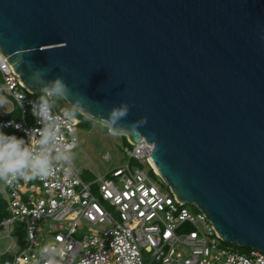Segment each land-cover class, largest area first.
I'll return each instance as SVG.
<instances>
[{
  "label": "water",
  "instance_id": "1",
  "mask_svg": "<svg viewBox=\"0 0 264 264\" xmlns=\"http://www.w3.org/2000/svg\"><path fill=\"white\" fill-rule=\"evenodd\" d=\"M0 53L33 96L59 79L89 121L146 140L177 202L264 253V0H0Z\"/></svg>",
  "mask_w": 264,
  "mask_h": 264
},
{
  "label": "built area",
  "instance_id": "2",
  "mask_svg": "<svg viewBox=\"0 0 264 264\" xmlns=\"http://www.w3.org/2000/svg\"><path fill=\"white\" fill-rule=\"evenodd\" d=\"M0 76V125H8L2 130L27 141L26 133L35 135L42 127L33 115L38 102L1 53ZM46 97L51 105L55 96ZM51 111L58 143L67 144L72 156L80 120L65 119L66 110ZM132 146L126 155L156 174L149 159L153 146L146 140ZM104 159L112 161L109 154ZM81 175L71 159L52 176L0 180L9 215L0 224L5 233L0 239L10 240L0 264H45L49 256L56 264H145V256L152 259L149 264H264L260 251L244 254L225 246L204 213L190 212L141 170L115 168L91 184ZM45 248L48 256L42 257Z\"/></svg>",
  "mask_w": 264,
  "mask_h": 264
},
{
  "label": "clouds",
  "instance_id": "3",
  "mask_svg": "<svg viewBox=\"0 0 264 264\" xmlns=\"http://www.w3.org/2000/svg\"><path fill=\"white\" fill-rule=\"evenodd\" d=\"M44 93L45 96H41L38 104L33 107V115L41 121L42 127L35 135L26 133L27 141L24 137L5 133L2 128L8 125H0V180L6 183H11L17 177L27 180L52 176L59 168L71 163V150L67 144L58 143L59 133L56 131L55 117L48 99L45 98H62L67 95V88L57 79L50 88L44 89ZM126 112V107L113 112L112 119L124 116ZM71 116L72 112L69 111L65 119ZM101 123L108 124L107 121ZM48 252V248L43 249L41 256H48ZM45 264H56V261L49 256Z\"/></svg>",
  "mask_w": 264,
  "mask_h": 264
},
{
  "label": "rangeland",
  "instance_id": "4",
  "mask_svg": "<svg viewBox=\"0 0 264 264\" xmlns=\"http://www.w3.org/2000/svg\"><path fill=\"white\" fill-rule=\"evenodd\" d=\"M2 78L0 76V85ZM41 96L45 93L37 94L32 98L39 102ZM47 98V97H45ZM51 107L54 112L60 113L63 110L71 111L72 116L80 120L81 124L76 127L79 138V145L72 153V161L74 165L82 172L81 179L84 183L91 184L98 177L104 176L107 172L129 165L132 172L136 170L143 171L148 178L164 193L170 192L168 186L151 170L148 164L138 160L130 159L125 148L133 149V146H127L123 136H118L109 131L102 125L89 121L77 110L72 108L67 101L61 97H54L51 101ZM14 121L21 122L19 116L12 118ZM109 154L112 161H106L104 158ZM187 209L192 213H197L198 209L195 206L187 205ZM4 232L0 233V237L4 236ZM10 244L7 238L0 239V252L5 251ZM225 246L233 248L238 253H248L249 249L226 243ZM152 262L150 257L144 259L145 264Z\"/></svg>",
  "mask_w": 264,
  "mask_h": 264
},
{
  "label": "trees",
  "instance_id": "5",
  "mask_svg": "<svg viewBox=\"0 0 264 264\" xmlns=\"http://www.w3.org/2000/svg\"><path fill=\"white\" fill-rule=\"evenodd\" d=\"M80 124H81V122H80ZM124 140H125V143L127 144V146L129 147V146H131L129 143H128V141H127V139L124 137ZM6 203L3 201V199L0 197V224H1V222L4 220V219H6L9 215H8V212H7V210H6ZM23 237H24V235L23 234H21V240H20V245L21 246H24V241H23Z\"/></svg>",
  "mask_w": 264,
  "mask_h": 264
}]
</instances>
